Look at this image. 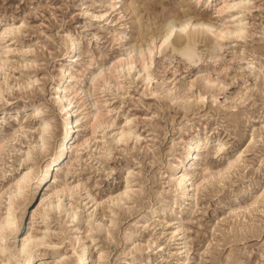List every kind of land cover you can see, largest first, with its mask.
<instances>
[{
  "label": "rangeland",
  "instance_id": "1",
  "mask_svg": "<svg viewBox=\"0 0 264 264\" xmlns=\"http://www.w3.org/2000/svg\"><path fill=\"white\" fill-rule=\"evenodd\" d=\"M50 3L52 0H0V23L6 22L4 26L7 27L13 23L19 24L24 19L28 25L23 35L16 38L5 37L0 40V49L12 50L5 57L8 64L5 72L0 73V85L7 81V86L12 87L26 83L29 78L41 79L44 92L55 97L54 86L61 81V69H66V81L63 87L75 86L76 80H70L67 77L81 75L83 64H78L77 58L81 57L82 51L95 56L97 71L103 68L107 73V65L117 60L122 52L131 49L134 45L138 51L137 46H142L138 6H131V0H70V2L57 0L56 4H52L54 11L42 7V14L39 18L35 14L26 15L33 13L37 6ZM59 3H63L64 6L59 7ZM208 3H212L214 7L207 10L202 18L210 19L211 23L220 30L223 27H231L232 16L227 13L221 16L215 14L216 9L222 5V0H204L205 5ZM82 11L90 15H82ZM234 11L237 10L232 9L231 13ZM238 15L240 16L241 13L239 12ZM101 16L104 18H96ZM245 20L249 25V35L252 39L249 40L247 46L240 44L235 48H230L228 41L220 42L215 54L224 57V62H221L219 66L208 59L213 47L211 40L207 43L203 40H196L194 50L186 54L199 57V64L194 62L189 65L180 52H173L172 48H169L165 55L156 58L155 71L151 73L153 78L150 85H146L143 79L137 81L134 75L132 77L133 86L128 88L125 80L124 91L113 99L112 94L108 92H105L103 96L100 95L99 89L104 86V81L98 82L97 100L101 104V116L104 117L109 110L103 107L105 98L112 109L121 108L123 104L119 114L113 112V118L121 125L124 124L125 117L132 120L131 127L144 138L143 143L138 144L136 148L137 156L144 164L142 171L137 169L141 171V174L135 177L136 187L144 185L142 195L133 202L134 206L130 210L113 208V211L117 212L118 225L115 230V242L102 246V250L106 253L105 264H131V262L135 264H184L188 260H193L194 264H200L201 259L204 260V264H221V262L227 264L229 259L237 260L240 256L243 260L251 261V264H257L261 258V250L264 249V236H262L264 223L261 218L258 215L247 217L240 215L237 219L229 215L233 209L244 207L245 202L241 199L244 190L258 183L259 173L253 170L245 172L241 166L226 188H222L219 183L211 179L213 172L223 169L227 161L234 159L242 151L246 153L243 158L244 162L253 165V169L259 165L260 155L264 154V145L261 144H256L251 150L245 149V145L248 144L247 138L253 136V128L256 129L257 138L261 135L256 123H253L251 127L248 126L246 116L251 113L252 105L247 109L242 108L238 113L231 111V100L240 90L239 87L233 85V80L240 73L238 68H231L229 65L234 56L238 59L242 47H246V51L251 54L253 51L258 53L262 46L260 33L264 30V17L255 11L245 16ZM236 22L239 23L238 20ZM41 23L44 27H37ZM145 25L147 26V17H145ZM30 47L33 48V52H23L24 49ZM256 58L259 59V56L257 55ZM29 62H33L38 67L26 68L25 64ZM136 62L142 71L143 61L138 57ZM127 68V66L124 67L125 77L129 74ZM196 69L210 73L212 79H216L217 73H220L219 79L228 85V95L218 97V105H212L210 99L207 106L197 105L195 101L190 106L182 102L176 104L171 102L172 98L179 101L184 97L188 83L197 76ZM116 70L114 66L112 73L114 74ZM170 89L176 90L172 98L168 95ZM14 91L13 105L0 104V120H3L8 112L14 115L17 105L20 109L25 107V101L18 99L22 93L19 90L14 89ZM76 91L79 92L80 89L76 88ZM205 91L211 92V89L200 82L195 92L191 94L193 96L197 93L203 95ZM115 92L116 89L113 88L112 93ZM121 97H123L122 100ZM225 101L229 103L225 104ZM73 103L76 107L72 109L77 108L83 115L91 111V102L84 97H75ZM254 103L259 104V98ZM219 105H225V107L221 108ZM259 111V107H256V112L259 113ZM73 112L75 115L77 110ZM20 119L23 120V116ZM78 127L79 135L76 131L73 144L81 139L84 140L85 136H91L92 133L91 128L83 123ZM60 130L61 125L59 135ZM114 130L118 134L119 128ZM10 132L11 129L0 127V139H5ZM110 134L109 132L108 135ZM192 137L201 140L204 137L212 145L210 149L200 147L198 150L200 154L194 159V171L192 170L193 182L198 185L202 181L206 183L199 189L196 187L195 190L192 189L193 186H190L188 194L181 198L177 194V186L174 184L170 170L174 163L182 158L185 143ZM31 139V134H29V140ZM99 139L97 137L88 149L81 153L77 166L78 175L76 177L67 176V179L73 183L80 180L89 181L86 184L88 191L82 193L78 200L69 202L73 208H84L85 204L90 205L92 200L88 199L89 196L99 200L107 195L115 196L116 193L122 191L123 181L119 172L115 173L114 179H107V172L111 170L113 164L103 162L107 163L108 167L100 172L95 170V160L85 166L91 149L97 146ZM29 140H20L15 147L7 146L5 151L0 153V177H3L4 173H11L12 177L7 179V182L0 179V190L6 189L19 174L21 175V172L27 170L24 168V171H19L23 167L20 164L23 158L21 152L27 150ZM217 141L225 145L219 157L214 154ZM71 147L63 164L56 166L58 170L54 168L52 171L54 179L51 178L45 186L53 188V191L51 189L53 194L59 188V184L65 181L68 166L75 160V153ZM51 154L38 159L34 158L33 162L28 164V167L33 168V174L30 177L32 187L35 184L34 177L37 176L39 170L37 168H40ZM119 158L120 154L117 153L116 160ZM153 160H155L154 164ZM117 167H119L118 164ZM204 168L209 169L208 177L204 173ZM202 173L205 175L204 179L201 178ZM245 177L251 179V184ZM45 182L46 180L43 181ZM94 208L95 205L92 203V207L85 211V220H87L88 212L92 211L93 216L102 223H106V219L111 217L107 204L95 211ZM221 218L224 219L221 220ZM218 221H221L219 225ZM214 226H216L215 232L213 231ZM85 229H87L86 225L83 227V233L86 234L88 229ZM77 236L79 239L83 238L92 258L95 259L97 254L95 247L86 235L73 232L72 244H75ZM68 239L67 236L50 237L49 243L61 245L63 242V244L57 248L41 249L39 252L42 255L39 256L37 264H56L59 257L70 255L71 245L67 243ZM133 245L144 250L126 255ZM205 246H210L209 251L201 257ZM93 261L90 264H95V260Z\"/></svg>",
  "mask_w": 264,
  "mask_h": 264
},
{
  "label": "snow or ice",
  "instance_id": "2",
  "mask_svg": "<svg viewBox=\"0 0 264 264\" xmlns=\"http://www.w3.org/2000/svg\"><path fill=\"white\" fill-rule=\"evenodd\" d=\"M56 3L57 0H52V3L48 5L41 4L33 10V13L26 15L35 14L39 18L42 14V7L54 11L52 4ZM58 6L62 8L64 4L59 3ZM131 6H138L142 46L139 52H137L135 45L131 49L122 52L117 60H114L111 65H107V73L103 68L97 71L95 56L82 51L81 57L77 58V63L83 64L82 73L78 77H67L70 80H76V84L72 88L64 87L63 96H60L59 88L56 90L57 95L55 97L44 92L41 79L29 78L26 83L16 84L12 87L7 86V81L0 85V104L13 105L14 89L22 93L18 99L25 101L23 109H20L17 105L14 115L8 112L5 118L0 120V127L11 129L10 134L5 139H0V153L4 152L7 146L15 147L20 140H29V134L32 137L27 144V150L21 152L23 158L20 160V164L23 167L19 171H23L24 168H27V171H24L23 176L15 179L6 189L0 190V264H37V253L41 249L62 246L63 242L61 245L49 243L52 236H67L69 237L67 243L71 245L70 255L59 257L56 264H73V260H75V264H88L86 258L78 255L80 251L78 236L75 244H72L71 236L73 232H80L91 239L97 253L95 264H105L106 253L102 250V246L115 242V230L118 225L117 212L113 211V208L130 210L134 206L133 202L142 195L144 185L136 187L135 177L141 174L144 164L138 158L136 148L138 144L143 143L144 138L131 127L132 120L125 117L124 124L121 125L118 120L113 118V112L119 114L124 106L123 104H121V108L112 109L105 98L103 107L109 110L104 117L101 116V104L97 100L98 82L104 81V86L99 89L100 95L103 96L105 92H108L112 94L113 99L124 91L125 80L128 88L133 86L132 77L134 75L137 77V81L143 79L146 85H150L153 78L151 73L155 71L156 58L165 55L169 48H172L173 52L178 50L172 47L177 35L182 40L187 41L185 46L179 49V52L188 61L189 65L194 62L199 64V57L186 54L191 52L195 46L192 39L195 34L196 39L203 40L205 43L211 40L213 47L208 59L219 66L221 62H224V57L215 54L220 42L228 41L230 48H235L240 44L247 46L252 37L249 35V25L245 20V16L258 11L264 17V0H234L231 4L222 5L215 13L217 16H221L224 13L231 15L232 9L239 11L241 13L239 17H231L232 29L234 30L222 28L218 32L216 26L211 23L194 22L197 15L202 17L207 10L214 7L212 3L205 5L204 0H143V2L141 0H131ZM81 7L83 9V5ZM81 14L90 15V13L84 11ZM145 17H147V26L145 25ZM96 18L103 19L104 16ZM237 20H239V23L236 22ZM4 23L6 22L0 23V27H3V31H0V40L5 37L16 38L23 35L24 30L28 27L24 19L19 24L13 23L7 27L4 26ZM37 27H44V25L41 23ZM150 33L151 35H149ZM41 36H43V33H41ZM260 40L262 46L258 53L253 51L249 54L246 47H242L238 59L234 56L229 65L231 68H238L240 73L233 80V85L239 87L240 90L231 100V111L238 113L242 108L247 109L252 105L251 113L246 116L248 126L251 127L253 123H256L260 128L261 135L259 138L255 135V128H253L252 138L246 136L248 139V144L245 145L246 150H251L256 144L264 145V30L260 33ZM11 51L8 48L0 49V73L5 72L8 64L5 57ZM23 52L31 53L33 48H26ZM73 55L75 54L73 53ZM257 55L259 59L256 58ZM137 57L143 61L142 71L140 65L136 62ZM125 63L128 65L129 74L127 77L124 76L123 65ZM115 65L121 67L113 74L112 69ZM25 67H38V65L29 62L25 64ZM196 71L197 76L193 78L192 82L188 83L184 97L179 101L172 98L176 90H169L168 95L172 98L171 102L173 104L182 102L190 106L195 101L197 105L207 106L210 99L212 105H218V97L228 95V85L219 79L220 73H217L216 79H212L210 73L201 72L198 69ZM63 78L65 77L62 71ZM241 81H243V84H241ZM200 82L210 88L211 92L205 91L203 95L197 93L193 96L191 93L195 92ZM76 88H79L80 91L77 92ZM113 88L116 89L115 93H112ZM75 97H84L91 102V111H88L87 115L81 114L79 110L75 113L79 117L76 120L78 135V126L83 123L86 127L91 128V136H85L81 143L73 144L72 151L75 153V160L68 166L63 185L57 188L55 194L52 193L50 188L46 195L40 197L39 203H36L33 199L34 193L31 190L30 181L33 168L28 167V164L32 163L34 158L38 159L41 156H47L49 153H55L59 150L58 146H63V139H70L67 133L72 130V124L70 122L64 123L65 135L63 139L59 135V128L66 110L64 107L65 102L68 104V110H71L76 107V104L73 103ZM257 98H259V104L254 103ZM122 99L123 97H121ZM228 103V101H225V104ZM219 106L221 108L225 107V105ZM256 107H259V113L256 112ZM21 116H23V120L20 119ZM32 125L36 126L33 127ZM116 128H119L118 134L114 130ZM109 132L110 135H108ZM97 137L100 139L97 146L91 149V154L87 158L85 166L95 160V170L100 172L108 167V164L103 162L111 163L113 166L107 172V179H114L115 173L119 172L123 181L122 191L116 193L115 196L107 195L104 199L99 200L93 199L91 196L88 197L95 205V209H99L105 204L108 205L111 217L106 219V223L98 221L92 212H88L87 220H85V211L91 205L85 204L84 208L76 207L70 210L71 205L69 203L72 200H78L82 193L88 191L86 184L89 181L80 180L73 183L67 179V176L76 177L78 175L79 168L77 166L80 162L81 153L88 149ZM204 147L210 149L212 145L208 143ZM224 147V144L217 141L214 154L219 157ZM117 153L120 154L119 160H116ZM245 154L242 151L234 159L229 160L226 167L211 174V179L219 183L222 188H226L228 183L231 182L232 176L240 170L241 166L245 172L249 170L258 172V183L253 187L245 188L241 197L242 201L245 202L244 207L233 209L229 215L237 219L240 215L245 217L258 215L264 223V154L260 155L259 165L255 169H253V165L244 162ZM152 163L154 164L155 160ZM117 164L119 167H117ZM137 169L141 171H137ZM204 173L207 177L209 169L205 168ZM10 178H12L11 173H4L3 177H0V179H4V182H7V179ZM37 179H39L38 174ZM184 179V177H180L179 180L174 179V182L179 185L180 181ZM245 179L251 184L250 178L245 177ZM204 183L206 181H202L200 185H197V189ZM223 219L221 218V220ZM220 223L221 221L217 222L218 225ZM85 225L88 229L86 234L83 233ZM215 227L213 228L214 232ZM54 228L58 230L54 231ZM21 235H23V240L20 239ZM262 236H264V229H262ZM209 247L205 246V251L201 253V257L208 253ZM85 249H87V245H85ZM143 250V248L133 245L126 255L135 251L142 252ZM131 264H135V262H131ZM184 264H194V261L188 260ZM200 264H204L203 259H201ZM227 264H251V261L243 260V257L240 256L237 260L229 259ZM257 264H264V249L261 250V258L257 261Z\"/></svg>",
  "mask_w": 264,
  "mask_h": 264
},
{
  "label": "bare ground",
  "instance_id": "3",
  "mask_svg": "<svg viewBox=\"0 0 264 264\" xmlns=\"http://www.w3.org/2000/svg\"><path fill=\"white\" fill-rule=\"evenodd\" d=\"M230 1V2H229ZM234 1L233 0H222V5H225V4H231L233 3ZM221 5V6H222ZM220 6V7H221ZM219 7V8H220ZM218 8V9H219ZM217 11V9H216ZM239 12L237 11H234L231 13L230 16L232 17H239L238 15ZM201 21H204V22H208V23H211L210 19H207V18H202V17H197L196 20L194 22L196 23H199ZM239 21V20H238ZM212 24V23H211ZM217 28V27H216ZM223 29H232V26L231 27H223ZM222 30V29H221ZM234 30V29H232ZM0 31H3V29H0ZM217 31L219 32L220 29L217 28ZM151 35V34H150ZM193 43L198 40L196 39V35L194 34L193 37ZM185 43H187V41L185 40H182V38L177 35L176 37V40L174 41L172 47L173 48H176L178 49L177 52H179V49L183 48L185 46ZM138 47V51L139 52V49L141 48L140 46H137ZM146 47V46H145ZM194 50V49H193ZM138 59V57H137ZM71 64V63H70ZM116 68L118 69L119 67H121L120 65H115ZM127 65V63H125L123 65V67H125ZM128 69V68H127ZM63 71V75L65 78L62 79V71H61V76H60V79L61 81L59 83H56L57 85L54 86V94L55 96L57 95V88L60 89V96H63L64 95V83L66 81V69H61ZM26 82V81H25ZM64 107H65V112L63 114V120L61 122V130H60V137L63 139L64 135H65V128H64V123L65 122H70L72 124V130L70 132L67 133L68 137H70V139H63V146H58V151H56L55 153H52L45 161H44V164L40 167V168H37L39 169L37 174L39 175V179H37V176L34 177V182L35 184L33 185V187L31 186V190L32 192L34 193L33 195V199H35V202L36 203H39V200H40V197L44 196L47 194L48 190L51 188V187H45L46 185H48V182L50 181V179L52 178V171L54 170V168H57L58 170V165H60L61 163L63 164L64 160H66V157L68 155V152L70 150V147L72 146L74 140H75V134H76V131H77V125H76V120L79 118L78 116L74 115V112L73 111H76L78 110L77 108L76 109H71V110H68V104L67 102H65L64 104ZM81 110V109H80ZM2 112V111H1ZM5 113V112H4ZM87 115V114H86ZM5 118V116H4ZM79 128V127H78ZM119 133V132H118ZM4 139V138H3ZM83 140L81 139L80 141H76L75 144H79L81 143ZM207 142V139H204L203 137V140L201 139H198L196 137H192L190 138L186 143H185V146H184V150L182 151L183 152V155H182V158L179 160V161H176V163H174V165L172 166L171 170H170V174L173 176V178L175 180H179L180 177H184L185 179L184 180H181L179 185H177V183L174 182L175 186H177V194L179 197L183 198L185 197L187 194H188V190H190V186H193V190L196 189L198 183H195L193 182L192 180V170L194 168V159L196 158V156H198V154H200V152L198 151L200 149V147L204 146ZM72 148V147H71ZM215 150V149H214ZM26 151V150H25ZM206 151V150H205ZM204 151V153H205ZM202 154V153H201ZM207 154V153H206ZM203 155V154H202ZM201 156V155H199ZM46 157V156H45ZM201 158V157H200ZM203 159V158H202ZM204 160V159H203ZM202 160V161H203ZM232 160V159H231ZM228 164V161L226 163V165H224V167H226ZM172 165V164H171ZM204 166V165H203ZM208 167V166H207ZM223 168V167H222ZM205 169V168H204ZM203 169V170H204ZM50 170V171H49ZM24 171V170H23ZM27 171V170H26ZM49 171V173H48ZM194 171V170H193ZM24 172H21V175L19 174L16 179H19L20 176H23ZM35 175V174H34ZM202 179H204V174L202 173ZM201 176V175H200ZM32 177V176H31ZM208 177V176H207ZM32 179V178H31ZM54 179V177L52 178ZM194 179V178H193ZM33 180V179H32ZM40 180V181H39ZM46 180L45 183H43V181ZM55 180H56V177H55ZM195 180V179H194ZM206 180V179H205ZM39 181V182H38ZM63 181V180H62ZM202 181V180H201ZM64 182H61L59 184V188L63 185ZM42 184V186L40 185ZM41 186V188L39 189V187ZM45 187V188H44ZM44 189V190H43ZM52 191L54 190L53 188H51ZM191 189V190H192ZM57 190V189H56ZM55 190V192H56ZM42 191V192H41ZM38 193V194H37ZM53 193V192H52ZM176 194V195H177ZM88 196V195H87ZM176 200V199H175ZM89 201V200H88ZM86 201V202H88ZM172 204V203H171ZM91 207H92V203L90 204ZM173 205V204H172ZM33 207L35 205H32ZM170 206V205H169ZM73 208V207H71ZM74 209V208H73ZM95 209V208H94ZM93 210V209H91ZM90 210V211H91ZM95 211V210H94ZM93 213V211H92ZM157 213V212H155ZM30 215V213H29ZM88 215V214H87ZM87 230V229H85ZM87 232V231H86ZM26 234V233H25ZM85 237V236H84ZM20 239L23 240V235L20 236ZM91 240V239H90ZM92 242V240H91ZM85 245L86 242L83 240V238H80V244L78 245L80 251L78 252V255H81L82 257L86 258L87 261H88V264L92 263L93 260L96 261V258H97V254L95 255V259H93L91 253H90V250L88 249V245H87V249H85ZM42 255L41 252H38L37 253V256L39 258V256ZM93 259V260H92ZM38 260V259H37ZM94 262V261H93Z\"/></svg>",
  "mask_w": 264,
  "mask_h": 264
}]
</instances>
